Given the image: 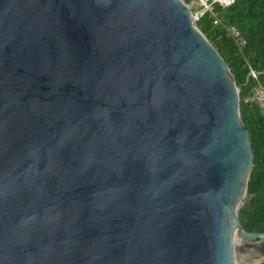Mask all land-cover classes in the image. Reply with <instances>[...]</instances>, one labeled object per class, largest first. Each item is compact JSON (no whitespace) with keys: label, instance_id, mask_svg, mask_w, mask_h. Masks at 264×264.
I'll return each instance as SVG.
<instances>
[{"label":"water","instance_id":"water-1","mask_svg":"<svg viewBox=\"0 0 264 264\" xmlns=\"http://www.w3.org/2000/svg\"><path fill=\"white\" fill-rule=\"evenodd\" d=\"M238 89L182 0H0V264H260Z\"/></svg>","mask_w":264,"mask_h":264},{"label":"trees","instance_id":"trees-1","mask_svg":"<svg viewBox=\"0 0 264 264\" xmlns=\"http://www.w3.org/2000/svg\"><path fill=\"white\" fill-rule=\"evenodd\" d=\"M218 24L208 13L195 22L226 63L238 89V111L252 153L245 202L237 208V219L244 231L264 232V107L243 102L255 80L264 81V0H233L226 7L214 6ZM234 26L245 43L238 46L225 31ZM248 68L255 71L253 78ZM264 264V262L260 263Z\"/></svg>","mask_w":264,"mask_h":264},{"label":"built area","instance_id":"built-area-1","mask_svg":"<svg viewBox=\"0 0 264 264\" xmlns=\"http://www.w3.org/2000/svg\"><path fill=\"white\" fill-rule=\"evenodd\" d=\"M185 6L191 13V17L196 22L199 17L208 13L212 17V23L214 25L220 23L216 16L214 6L226 7L231 4L233 0H182ZM225 31L229 37H231L238 46L245 43L244 38L240 32L234 26H227ZM264 71V70H263ZM256 72L248 68L247 75L255 78ZM243 102L253 103L260 108L264 107V81L255 80L254 85L250 88L249 93L243 98Z\"/></svg>","mask_w":264,"mask_h":264},{"label":"rangeland","instance_id":"rangeland-1","mask_svg":"<svg viewBox=\"0 0 264 264\" xmlns=\"http://www.w3.org/2000/svg\"><path fill=\"white\" fill-rule=\"evenodd\" d=\"M264 259V242L253 244V252L250 259Z\"/></svg>","mask_w":264,"mask_h":264}]
</instances>
